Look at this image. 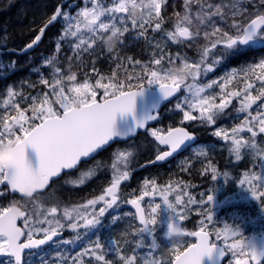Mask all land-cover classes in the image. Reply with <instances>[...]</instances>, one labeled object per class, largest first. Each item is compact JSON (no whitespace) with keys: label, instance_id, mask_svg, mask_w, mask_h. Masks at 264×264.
<instances>
[{"label":"snow or ice","instance_id":"1","mask_svg":"<svg viewBox=\"0 0 264 264\" xmlns=\"http://www.w3.org/2000/svg\"><path fill=\"white\" fill-rule=\"evenodd\" d=\"M83 7L76 4H68L65 10H61L62 5H58L50 18L47 19L43 28L40 29L38 35L25 45L23 48L16 50L0 45L3 48L2 54L20 55L41 41L45 29L62 21L60 34L54 37L55 48L54 53L61 51V43L72 38L69 46L74 52L83 50L87 52L97 40L107 44L109 48L113 46L112 41L119 42L123 45V37L129 32V23L133 32V39H145V24H151L155 19L154 30L161 29L163 18L160 16L163 0H153L154 10L147 13L146 17L135 18L130 10V0H114L111 7H104L102 3H92L88 6L90 0H81ZM264 4V0H261ZM212 4L207 5L208 12L204 13L201 9L196 14L199 23H203L204 19L209 20V26L213 29V35L219 33V38L211 45L213 49L218 46L221 48V55L225 59H234L245 55L252 49H264V14L257 12L254 18L250 17L244 23H233L227 26L223 32L212 22V17L224 19V14L219 7L213 9ZM232 7L236 9L234 15H243L237 4ZM75 8V15L71 9ZM189 3L186 0L185 14L182 20L177 23L175 31L168 32V36L177 41L179 38L188 40L194 39V33L190 31L191 19L188 12ZM123 14V15H118ZM108 16L109 22H100L101 17ZM117 20L119 25H117ZM127 20L129 23H126ZM183 22H187L189 26H181ZM88 33L87 38L82 33ZM100 33V35H97ZM103 33H107L104 36ZM208 33H205L207 35ZM199 31L195 32V36H199ZM6 29L0 31V40H4L6 44ZM156 47H159L157 44ZM209 55L207 47L201 55L198 63H183L189 70L188 77L193 80L201 74V65L205 62ZM215 55V54H214ZM175 59L179 57H168L167 63L162 64L164 53H160L159 58L153 57L151 64L141 66L139 75H126L125 80H117L116 74L110 77L99 75L94 83L89 82L86 78L83 82L77 83V77L74 73L65 76L62 69L58 66L56 55L45 58L42 67L48 68L51 80L45 78L41 74L38 83L46 86L49 91L37 93V95L28 97L22 92L14 91L12 86L7 88V99L3 101L4 105L11 106L13 115L5 114L0 117V145L17 143L27 149L26 159H22L19 164L11 170L0 168V185L5 186L11 192H18L24 197L32 198L34 194H38L49 186L53 178L60 177L62 173H68L76 170L87 160L92 159L100 150H103L111 142L117 139H127L134 137L138 130L145 129L150 121L159 119L160 101H167L176 96L181 91L182 86L189 94L183 100H178L174 107L182 112V121H201L202 124L214 125L225 110L231 104L232 97H239V107L236 110L237 115L243 113L245 118L238 126L231 129V134L224 128L216 130L213 135L216 138L230 141V152L234 155V160L239 162L242 159V150L256 148V137L264 134V103L257 104L258 101L264 100V53L261 54L259 61L254 65L248 66L241 71L244 73V87L242 91H231L225 93L220 102L216 103L214 95H202L206 89H211L217 81H212L204 86H195L193 84L186 85L187 78L181 79L171 73L172 65ZM129 63L140 65V61H132L128 58ZM220 61L214 60L213 64L219 65ZM158 66V67H156ZM16 70L15 61H0V76H6ZM214 70L213 65L209 64L203 69L204 74ZM257 70L259 75L257 76ZM34 72H41L40 68L32 69ZM249 77L259 79L261 86L257 95H253L252 91L255 85L247 82ZM235 78L232 73L226 80L220 83L221 92L224 87L231 83ZM107 80V82H102ZM135 81V82H134ZM67 84V91L65 86ZM147 85L148 87H146ZM35 86V85H30ZM158 86L159 98L154 99L151 103L146 104L143 109L138 108V98L144 97L146 92L152 87ZM103 90L101 95L103 99L98 100V90ZM135 89V90H133ZM54 96L55 100H51L49 96ZM20 97L22 101L31 100L30 109H21L20 103L15 98ZM54 104L56 107H54ZM78 105V106H77ZM253 105H257L259 109L255 115L252 114ZM58 108V110H57ZM30 111L31 115L26 112ZM193 111H197L199 115H193ZM121 117L125 121L123 126L117 128V118ZM131 116L132 122L127 123V118ZM247 132L251 139H245L240 134ZM151 136L158 142L159 146H166L167 150H158L155 155V161L163 162L167 158L172 157L174 153L181 150L182 147H188L190 142L194 141L195 136L185 127H169L165 129H153ZM30 150L38 156V167H33L30 159ZM258 154H264L261 150ZM133 153L131 151H120L118 159L123 161L125 167L129 157ZM207 155V153H205ZM95 166L99 167L100 162H95ZM264 166V162H262ZM112 168L115 174L110 180L103 193L95 198L88 199L86 203L73 206L72 208L64 207L62 212L57 206H51L33 214L26 208L17 207L15 203H11L6 207L0 208V255L11 258V264H23V254L25 250H34L39 256L40 264H46V254L43 252L42 246L54 242V238L61 235L65 228V224L61 219L68 221L67 228L76 232V240L80 239L79 229L95 232L103 224V218L109 210L118 209L120 207V188L122 182L130 179V172L127 170L119 171L116 165ZM203 174H211L210 178L217 181L219 176H223L225 182H229L230 177L227 171L221 173L217 167L209 163L203 169ZM94 175L91 170L83 171L79 179H69L66 183L83 185L85 178ZM260 177L244 173V178L239 179V184L247 188L252 196L260 203L264 209V184H254ZM259 189V190H258ZM213 194L201 193L200 204L207 206L209 203L215 205V193L217 186L209 189ZM176 192L174 202L170 200V194ZM5 193L0 190V197ZM159 196L162 203L151 201L147 205V212L142 202L146 197ZM187 197V200H185ZM206 197V199L204 198ZM126 204L133 206L135 219L138 220L139 227L136 231L139 234L146 235L151 238L149 247L154 251L158 245L154 233L157 226H161V217L164 209L168 210V230L165 236L171 237V231L177 226L181 229L179 221L184 219L180 215L187 204H194L197 201L184 191L182 182H173L161 186L155 179H144L142 188L138 195L133 198L125 199ZM97 205H101L97 209ZM163 205V206H162ZM179 208V211H178ZM129 215V214H123ZM59 217V218H58ZM18 220L21 224L18 225ZM121 220V215H114L110 219V225H114ZM206 220L211 221L212 215L206 214ZM202 227L192 232H184L197 238L196 243H192L183 250L176 248L172 253L173 264H203L206 257L213 259L215 264H221L231 251V256H235L237 251L241 255H247L252 261H264V247L259 246L252 237L244 238L242 227L239 223L233 226L224 225V229L216 231L215 240H221L223 244H218L210 240V233L207 231L208 225L201 221ZM41 238H37V237ZM229 237L234 242L228 243ZM236 237H240L236 239ZM106 242L110 244L109 251L118 255L119 260L123 264H136V255L123 256L119 255L117 241L111 237L106 238ZM63 244H73V240H63ZM143 246V245H139ZM105 247L97 238L94 249L84 247L83 250L72 258L73 264H84L83 257L91 256L103 264H111L105 259V255L99 254ZM149 258L144 259L143 264H159L158 261L151 259V252L148 253ZM67 259V258H65ZM231 264V258L228 259ZM235 264H249L247 259H236Z\"/></svg>","mask_w":264,"mask_h":264},{"label":"rangeland","instance_id":"2","mask_svg":"<svg viewBox=\"0 0 264 264\" xmlns=\"http://www.w3.org/2000/svg\"><path fill=\"white\" fill-rule=\"evenodd\" d=\"M200 1L206 2V9L203 11L204 13L208 12V9H207L208 4H212L214 6L212 11L215 10V7L220 8V11L224 14V19L221 20L219 17H212L211 19H212V22L215 24V26L219 28L221 32L225 31L227 29V26L233 23H237V24L244 23V21L248 20L250 17L255 16L257 12H259L260 14H264V4L261 3V0H187V2L189 3L188 12H189L190 19H191V25L189 26L187 22H183L181 26H189L190 31H193L194 33V39L187 40V45L192 47L195 50L199 47L200 48L207 47L209 53L215 52V55L213 56V58L217 61H220L222 59V56L219 55V53L222 50L219 46L213 49L211 45L214 43L216 39L219 38V33H215V35H213V29L212 27L209 26L208 19H204L203 23L198 22L196 18L197 10L193 9V5L198 4V2ZM92 3H102L103 6L107 8V7L113 6L114 0H90V2L88 3V6L91 7ZM185 3H186V0H163L160 14H162V17L164 19L169 20L171 24L176 23L177 25V23L182 20V17L185 14ZM237 3L243 15H240V16L234 15V12L236 11V9H234L232 5L237 4ZM75 4L78 7L84 6L81 0L79 1L75 0ZM71 12L73 15H75L76 9L75 8L71 9ZM118 15H123V14H118ZM146 15L144 16L146 17ZM100 22H109L108 16L106 15L104 17H101ZM125 22L129 23L127 20H125ZM117 25L120 26L118 20H117ZM148 25L150 24L146 23L145 27ZM129 27H130V23H129ZM60 30H59V34H60ZM196 31H199L200 33L199 36H195ZM205 33H208V34L205 35ZM82 34L85 36V38H87L88 33L85 32ZM97 35H100V33H98ZM103 35L107 36L108 34L103 33ZM50 36L47 38L46 42H44L43 48L48 47V49H50V46H49L51 43ZM71 39L72 38H69L68 41H64L61 43V48L63 46H66L65 48L68 49V52L65 55L66 59H69L71 55L74 53V51L72 50V47L69 46ZM64 43H66V45ZM124 46H126V44L121 45L119 42H115V44L111 48H109L107 44L103 43V48L105 49L104 53H107L106 51L109 50L108 53L111 54V59L113 61L111 66L113 68H117L120 65L127 63L129 57L132 58L133 62L137 61V59L133 58L130 54H126L123 52L122 47ZM94 47L95 45H93L87 51V53L91 52V55H92L94 53ZM54 48H55V45H53V50ZM262 53H264V50L255 51L253 54H250V51H249L245 56L243 55V56L234 58V61L242 62L241 68H238L237 66H229V67L227 66L228 67L227 70H225L223 73H217L215 77L213 76L211 78L208 77V75H210V73L213 70L208 71L207 74H204L203 72V69L207 67L209 64L204 65V67L201 66V69H202L201 74L197 76L195 80L192 79L190 84H193L195 86H204L208 83H211L214 80L217 81V84H214L211 89H206L205 93H203L202 95H205V96L214 95L216 97L215 102L219 103L220 98L225 93L234 91L231 89L232 87H234V84L240 83L241 85V88L237 89L236 91L243 90L245 78H244V73L241 70L246 69L248 66L254 65L255 63H257ZM247 56L248 58H246ZM45 58H50V57L43 56V62ZM0 61H2L1 56H0ZM94 61H95V57L92 56V60H91V63L88 69L90 76H86L80 80H76L77 83L83 82L84 79L86 78L89 80V82L94 83L99 75L105 76V74L103 73H98V70L94 66ZM58 62L60 61L58 60ZM59 67L62 69V72L64 73V68L62 66H59ZM34 68H39V66L35 64L30 66L28 68V71H29L28 75H26L23 78H19L18 82L15 85H10L13 87L14 91L22 92L24 95L28 96L29 98L37 95V93H43L45 91L50 92V90L46 86L43 85V88H42L41 84L38 83L39 79L41 78V74L45 78H48L51 80L52 77L50 75L49 69L46 68V71L41 70V72H34L32 71V69ZM213 68L215 69L214 65H213ZM71 72L74 73L77 77V72L75 70ZM232 73H235V78L232 79L231 83H228L224 87V91L221 92L220 83L226 80ZM64 75L67 76L68 74L67 75L64 74ZM92 75H95L93 79H91ZM258 75H259V70H257V76ZM199 78H203L205 79V81H199L198 80ZM102 82H107V80L102 81ZM247 82L255 85V88L253 89L252 94L257 95L259 87L261 86L259 79H257L256 77H249ZM30 85H35V86L33 87ZM7 88L8 86L4 89V95L0 98V117L5 115L6 113H8V115L15 114L10 105L6 107L3 103V101L7 99V91H6ZM65 90L67 91V84L65 86ZM102 91H103L102 89L98 90V96L100 98H103L101 95ZM186 95H189V94L185 91V93L183 95H180L178 98H176L175 101L177 102L178 100H183ZM49 98L53 101L55 100L54 96L50 95ZM239 99H240L239 97L231 98V104L226 109L227 112H229L227 113V118L222 119L220 122H216L211 130L212 133H214L216 130H219L220 128H224L225 130L229 131V133L231 134V129L234 126H238L240 123L243 122L245 118V114L241 113L237 115V111H236L239 107ZM15 100L17 103H20L21 109H25V106L27 105L31 106L30 99L28 100L27 103L22 101L19 96L16 97ZM261 103H264V100L257 102V104H261ZM54 107H56L55 104H54ZM3 109H5L6 111H4ZM258 110L259 109L257 108V105H253V108L251 110L252 114L255 115ZM193 115L198 116L199 113L197 111H193ZM153 129L155 128H151L150 131H148V135H146L147 137L151 136V131ZM240 135L244 137L245 139H251L250 134L247 132H243ZM221 141L226 143V146L228 148L227 154L224 153L223 151L217 152V150L224 147L223 144H219L216 148L214 147L209 148L204 143L197 142L191 146V148L189 149V152L186 155H182L181 157H178L176 162H173L172 164L169 163V165H171L172 167L179 168L181 164L185 163L187 167L189 168V170L193 173L197 169L196 162L198 160H201L205 164V167H207L209 163H212L217 167V170L219 172L223 173L227 171L229 173V177H230L229 182H225L224 177L222 175L218 177L217 181H213L210 178L211 174H202V175H205L206 178L200 179L198 181V185L200 186L199 190L201 191V193L213 194L212 192L209 191V189H212L214 186H217V191L215 193V205L209 203L206 208V211H207L206 214L210 213L212 215V220L206 221V223L210 225L209 227H207L206 229L207 231L210 232L211 230H215V231L221 230L222 232L224 229V225L227 223L225 217L226 215H228L227 213L229 212L227 211L226 206L228 204L233 205V203L239 202L241 205H246V203H249L252 205L251 207H253V209L250 212V215H248L247 221H245V219H240V220L235 221V223H239L241 225L243 237L248 238L251 234H259V235L264 234V209L261 208L260 203L252 196L250 191L247 189L249 186L247 184L244 186L239 184V179L244 178L245 172H248L249 175H255L257 177H260L259 180H256L253 182L254 184H264V166H262V162H264V154H258L261 152V150H264V134H260L256 137V140H255L256 148L255 149L248 148V149L242 150V159L239 162H236L234 160V155L230 152V148H231L230 141H224L223 139H221ZM130 146L131 145L128 144L126 146H123L121 149H114L113 152H111L112 156H111V163H110L109 171L112 176L115 174V171H116L112 168L113 164L116 165L117 170L119 171L127 170L131 174V171L133 169H129L130 167L129 162L132 160V156L134 155L129 157L126 167H125L124 162L117 158L118 153L120 151H126V152L131 151ZM205 153H207V155H205ZM224 155H230L231 158L230 156H228V158L224 157ZM191 172L189 173V175H191ZM164 177L166 178V176ZM146 178L155 179V180L158 179V177H155L153 175H148L144 177V179ZM139 192L138 193L133 192V195L134 196L138 195ZM174 197H175V194H173L172 192L170 194V200L173 202H174ZM129 198H131V196H128V199ZM204 198L206 199V197ZM87 200H85L83 204L86 203ZM123 201L124 200H121L119 202L120 206L126 205V203H124ZM151 201H154L155 203H162L158 195L155 197H146L143 202H146V206H147L148 203ZM256 203H258L259 205H256ZM194 205H198V207L204 206L203 204H200L199 202L194 203ZM178 211H179V208H178ZM188 213L189 211L186 208H184L183 212H180V215L185 217L186 215H188ZM123 214H129V215H123ZM122 215H123V220L125 221V223L133 222V219H132L134 217L133 213L129 211H124L121 213V216ZM228 216L233 217V214H229ZM203 219H206V215L203 217ZM161 221H162L161 226H157L156 231L154 233L156 243L158 245V247L154 251L149 247L150 242H151L150 237L140 234L137 242L131 243V242L126 241L124 237L125 233L120 232L115 238V240L117 241V247L119 248V255H123V256L136 255L137 257L136 262L140 264V262L144 261V259L149 258L148 253L151 252L150 258L155 261H158L159 264H171L173 250L176 248L180 249V247L185 243L186 240L191 241L193 240V238H190V236L188 235H185V236L183 235L180 238H177L175 236H171L169 238L165 236V233L168 230V210L166 208L163 211ZM221 224L223 225L221 226ZM139 227L141 226L138 225L137 227H132V228L137 230ZM78 231H79V234H82L84 236L95 235V232H92L91 230L86 231L83 228L79 229ZM96 236L98 235L96 234ZM97 238L99 239L100 243L105 245L104 249L101 250L99 254L105 255V259L107 261H110L111 264H123V261L119 260L117 254H115L112 251H109L110 244L106 242V238H108V236H104V238L102 236L91 238L90 240H88L89 241L88 245L95 246V242ZM239 238L240 237H236V239H239ZM221 239L223 243L224 242L223 237H221ZM232 242H234V239L229 237L228 243H232ZM139 245H143V246H139ZM81 251H79L78 253H80ZM113 254H115L114 257H113ZM243 256L244 255H241L240 252L237 251V254L235 256H231L230 258L231 260L234 261L236 259L242 258ZM88 257H91L90 258L91 260L87 259ZM83 259H84V264H103V262L95 260L91 256L90 253L88 256L83 257ZM89 261L90 263H88Z\"/></svg>","mask_w":264,"mask_h":264},{"label":"trees","instance_id":"3","mask_svg":"<svg viewBox=\"0 0 264 264\" xmlns=\"http://www.w3.org/2000/svg\"><path fill=\"white\" fill-rule=\"evenodd\" d=\"M79 1V0H78ZM60 3L63 8L68 4H75V0H0V31L6 29L7 36H6V44L4 40H0V45H4L6 47H14L17 48L20 43H22L26 38H29L30 35L26 34L24 32L25 25H18L16 27L10 25V21L12 19H16L19 21L23 20H31V21H39L43 18V12L50 10V4L54 3ZM193 9L197 10V13L201 12V9L203 11L206 9V2L200 1L198 4L193 5ZM162 17V14H160ZM254 17V16H252ZM163 18V17H162ZM157 21L154 19L152 21V24L146 26V33L145 39H133V32L131 30V25L129 27V32L125 34L123 37L124 43L126 46L122 47V50L126 54H130L133 58L139 60L141 63L140 65H134L132 63H125L120 65L117 68H113L112 65V59L111 54L108 53L109 50H107V53L105 52V49L103 48V43L100 40H97L95 47H94V53L91 55L90 53L84 52L83 50H79L78 52H74L69 59L65 58V55L68 52V49H66V46H63L61 48V55L58 57L57 61L58 66H62L64 68L63 74H72L71 71L77 72V80H80L86 76H90V73L88 71L92 56L95 57L94 66L98 70V73L105 74L106 77H110L113 73L116 74L117 80H125L126 75H139L141 73V66L144 64H151L153 57L159 58L160 53H164V60H162V64L167 63L168 57H179V59H175L174 66H179L183 63H198L201 60V55L203 51L205 50V47L197 48L196 50L192 47L187 45L188 39H181L179 38L177 41H173L169 36L168 32H172L176 28V23H170L169 20L163 18V23L161 25V29L154 30V24ZM35 25H33V28ZM193 32V31H192ZM51 34V33H50ZM48 33V37L50 36ZM56 37L57 35H53ZM51 39V36H50ZM69 40V39H68ZM66 45V43H64ZM159 45V47H156V45ZM40 46H43V44H40ZM51 46V43L50 45ZM3 49V48H2ZM47 48H43V53L47 52ZM215 52L209 53L207 56L205 62L201 65L204 67V65L212 64L215 66V69L208 75V77H215L217 73H223L229 66H237L238 68L242 67V63H239L237 61H234V59H225L222 57L220 60L219 65L213 64V61L215 60L213 58ZM246 55V54H245ZM244 55V56H245ZM4 62L13 61V57H11L10 54H3L2 56ZM248 58V56L246 57ZM35 63L30 60L29 62L24 63L23 60L15 61L16 70L12 71L10 74L6 76H0V98L4 95V89L7 86L15 85L18 82L19 78H23L26 75L29 74L28 68ZM70 65V66H69ZM228 66V67H227ZM158 67V66H156ZM42 71H46V68L39 67ZM48 69V68H47ZM187 69V68H186ZM188 70V69H187ZM97 74V72H96ZM95 75L91 76V79L94 78ZM23 80V79H21ZM199 81H205L203 78H199ZM192 81L191 77H188L185 84L188 85ZM135 82V81H134ZM147 86V85H146ZM182 93L183 95L185 93V88L182 86ZM241 85L240 83L234 84V87L231 89L236 91L237 89H240ZM25 109H30V106H25ZM6 111L5 109H3ZM29 115H31L30 111ZM227 110L224 112V114L217 119L216 122H220L222 119L227 118ZM8 114V113H6ZM156 123L158 124L159 129H167L169 127L175 126V125H185L190 130H193L198 135V143L202 142L209 148H216L219 144H223L224 147L217 150V152L223 151L227 154L228 148L226 146V143L221 141L220 138H216L212 133V128L214 125H207L202 124L201 121H190V122H184L182 121V112L178 111L174 108H166L160 111L159 119H157ZM145 134V132H144ZM128 144H130V149L134 156H132V160L129 162V169H133L134 171L135 167H138L146 162L147 159H150L158 150V145L153 140L152 136L147 137L146 135L140 139H133L129 140ZM222 152V153H223ZM230 155H224V157H227ZM221 157V156H220ZM231 158V156H230ZM228 160V159H226ZM176 162V160H171L167 163H163L161 165H150L144 169H141V173L144 175V177L148 175H153L155 177H158V181L162 186L165 184H172L173 182H182V185L184 186V191L188 193L189 196L193 197L197 202L201 199V191L199 190L200 186L198 185V181L200 179H205V175L203 174V169L205 168V164L198 160L196 162V171L193 173L189 170L187 165L181 164L179 168L172 167L169 165V163ZM98 167H93L92 170H97ZM84 170H91L90 168L84 169ZM131 171V173H132ZM137 172V170H135ZM191 172V175L189 173ZM133 175V174H132ZM160 176V177H159ZM166 176V178L164 177ZM160 178V179H159ZM173 194L176 195V192H173ZM71 200H76L74 197H69ZM185 200H187V197H185ZM73 201H67L68 203H72ZM143 205L145 206V209L147 211L146 202H143ZM256 205H259L256 203ZM205 206V205H204ZM198 207V205L194 204H187L185 207L189 213L184 217L182 220L183 228L185 229V232H192L196 229H199L202 227L201 221L203 220L206 223V219H203V217L206 215V207ZM249 203H246V205H241L239 202L233 203V205L228 204L226 206L227 211H229L227 214H233V217H230L226 215V221L229 226H235L234 223L236 220L245 219V221L248 220V215H250L251 210L253 207ZM127 209L129 212L132 213V210L130 207L127 206ZM122 211L118 210H112L108 216H105L103 218V224L101 227H99L96 234L94 236L96 237H103L108 236L112 239H115L116 236L122 232L125 233L124 237L127 242L136 243L139 237V233L132 228L137 227L138 223L136 219L133 217V222L125 223L123 220V215L121 216L120 222L110 225V219L114 215H121ZM234 222V223H233ZM208 227L210 226L207 224ZM223 224H221L222 226ZM102 230V233L100 232ZM95 231V232H96ZM100 232V234H99ZM213 236V241L215 240L216 231L211 230L210 231ZM76 235L69 234L68 240H73L75 243L73 244H63L62 242L58 244L53 250H55V253H53L54 261L50 259L46 262V264H73L72 258L75 257V255L83 250L84 247H89L94 249V246L88 245L91 238H96L92 235L86 237L82 234H80V239L76 240ZM185 236V235H184ZM190 238H193L190 236ZM222 242V239L217 241ZM190 244V241L186 240L185 243L180 247L181 250H183L185 247H187ZM88 245V246H87ZM167 245V244H166ZM91 254V253H90ZM115 254H113L114 257ZM67 258V259H65ZM91 257H88L87 259H90ZM143 262V261H142ZM140 262V264H143ZM87 263V262H86ZM90 263V261L88 262ZM24 264H40L39 256L33 255L31 258H29ZM138 264V262H136Z\"/></svg>","mask_w":264,"mask_h":264},{"label":"flooded vegetation","instance_id":"4","mask_svg":"<svg viewBox=\"0 0 264 264\" xmlns=\"http://www.w3.org/2000/svg\"><path fill=\"white\" fill-rule=\"evenodd\" d=\"M59 4H60L59 2L57 4H54V3L50 4V10L44 11L43 18L40 19L39 21H34V22L31 20L19 21L16 19H12V21H10L11 22L10 25L12 26L15 25L14 27L18 25H25L24 32L30 35V37L26 38L22 43H20V45L17 48H14V47H8V48L19 50L23 48L25 45H27L29 42H31L36 36V34L38 33V31L40 30V28L42 27V25L47 21L48 18H50L55 8ZM33 25H35L34 28H33ZM61 25H62V22L58 20L56 23H54L53 25H51L49 28L45 30L44 36L42 37V40H41L42 43L41 42L40 43L44 44V42H46L48 38V33L49 34L51 33V46H50V49L47 50V52L43 53V46H40V43H39L36 47H34L29 52H24L23 54H20V55L10 54L11 57H13V60L14 61L23 60L24 63L32 60L35 63V65L42 67L43 56L51 57L52 55H56L57 57H59L61 53L60 52H59L60 54L54 53V50H53V45H55L56 43L53 35L54 34L59 35V30L61 28ZM263 50L264 49H252L250 50V54H253L255 51H263ZM0 53H3L2 48H0ZM0 56L2 58L3 54ZM2 61L4 62L3 58H2ZM239 63H242V62L239 61ZM41 86L43 88V85ZM97 99H103V98H100L99 96H97ZM175 100L176 99L166 104L163 107V109L174 108V105L176 103ZM27 114L29 115V112ZM151 128H155V129L158 128V124L155 122L152 126H149L147 128V131H145V134L144 132H139L138 135L132 138L131 140L138 139V138L142 139L145 135H148V131H150ZM129 140L116 141L113 144L109 145L108 147L104 148L103 150H100L92 159H89L85 163H83L80 166V168L76 170H71L67 174L62 173L60 177L52 180L49 183V186L47 188H45L38 194H34V197L32 198L21 197L9 191L7 187L1 185L0 190H2L5 193V195L0 197V208L6 207L11 203H15L16 205L26 208L29 211H31L33 214V219H35L37 212L41 213V218H42L43 210L45 208H48L51 206H57L62 212L64 207L72 208L73 206L83 204V202L87 199H92V198L97 197L98 195L103 193V190L107 186H109L110 180L112 179V175L110 174V171H109L110 163H111V156H112L111 152H113L114 149H121L123 146L128 145V142H130ZM190 148L185 150V152L181 153L180 155L176 156L174 159L177 160L178 157H181L182 155H186L189 152ZM158 150H162V149L159 147ZM155 154H157V152ZM155 154L150 159H147L146 162L151 160L155 156ZM97 161L100 162V166L97 168V170H92L93 167H95V162ZM144 163H142L139 166V168L135 167L134 171H132V173L130 174V179L128 181L122 182L120 193H119L121 196V200L128 199V196H131V198H133L134 197L133 192L138 193L141 190L144 175L141 173L140 170L150 166L148 165L146 167H142ZM87 168H90L91 171L94 172V175L90 178H85V183L83 185H79V184L73 185V184L66 183V181L69 179H79L83 171H88V170H84ZM135 170H137V172H135ZM69 197H74L76 200L73 201L69 199ZM67 201H73V202L68 203ZM100 206L101 205H97V209ZM127 206L131 208L129 204H126L124 206L121 205L116 210L122 211V212L128 211ZM111 211L112 210H109V212L105 216L109 217V214ZM132 213H133V210H132ZM61 222L65 224V228L62 231V236L59 238H55L54 239L55 243L49 242L48 244H45L42 247L43 252L46 254V262L48 260L50 261V259L54 261L53 253H55V250L53 249L58 244H60L63 240H68L69 234H74V233L77 234L76 232H73L72 230L67 228L68 221L61 219ZM20 224H21V221H19V225ZM100 232L102 233V230H100ZM96 233L97 231L95 232V234ZM86 237H88V235ZM193 241H194V238L193 240L190 241V243H192ZM213 242H217V241H213ZM218 243H222V242H218ZM33 255H37L34 250L31 251V254L30 252L24 253L23 254V264ZM230 257H231V253L229 252L228 259ZM227 260H226V263L228 264ZM234 261L231 260V263ZM262 263H264V261L259 262V264H262ZM0 264H11V258L8 256H4L3 258L0 259Z\"/></svg>","mask_w":264,"mask_h":264},{"label":"water","instance_id":"5","mask_svg":"<svg viewBox=\"0 0 264 264\" xmlns=\"http://www.w3.org/2000/svg\"><path fill=\"white\" fill-rule=\"evenodd\" d=\"M59 5H61V4H59ZM56 8H57V7H56ZM56 8H55V9H56ZM61 10L63 11V7L61 8ZM252 18H254V17H252ZM45 23H46V22H45ZM45 23L42 25L41 28L44 27ZM50 26H51V25H50ZM50 26H48L47 28H49ZM41 28H40V29H41ZM47 28H46V29H47ZM46 29H45V30H46ZM39 32H40V30L38 31V33H37L36 35H38ZM43 36H44V35H43ZM181 39H185V38H181ZM41 40H42V39H41ZM40 42H41V41H39L38 44H39ZM38 44H37V45H38ZM37 45H36V46H37ZM36 46H34V47H36ZM34 47H33V48H34ZM33 48H32V49H33ZM32 49L28 50L27 52L31 51ZM145 86H146V85H145ZM146 87H148V86H146ZM182 89H183V88H181V91H180L179 93H177L176 96L170 98L169 100H167V101H163V100H161V101H160L161 107H160L159 110H158L159 114H160V111L162 110V108H163L166 104H168L169 102H171L172 100L178 98V97L181 95V93H182ZM133 90H135V89H133ZM159 95H160V94H159V92H158V86H152V87L146 92V94H145L144 97L138 98V108H139V109H143L144 106H145L146 104H149V103H151L154 99L159 98ZM98 100H101V99H98ZM156 121H157V120H155V121H150V122L148 123V125L145 127V129L138 130L137 134H136L134 137H136V136L138 135L139 132H145V131L147 130V128H148L149 126H152ZM131 122H132V117L129 116V117L127 118V123H131ZM124 123H125V121L123 120V118H121V117L118 116V118H117V128L120 129V128L123 126ZM172 127H185L187 130H189L190 132H192L193 135L195 136L194 141L190 142V144H189L188 147H182L181 150H178L176 153L173 154L172 157L167 158L165 161H163V162H153V161H155V156H154L151 160L145 162V163L142 165V167H146V166H148V165H161V164H163V163H167V162H169L170 160L174 159L176 156H178V155H180L181 153L185 152V150H187L188 148H190L193 144H195V143L198 141V136H197L196 132H194L193 130H190L187 126H185V125H175V126H172ZM134 137H130V138H127V139H117V140L111 142L109 145L113 144V143L116 142V141H120V140H129V139H132V138H134ZM152 138H153V137H152ZM153 140L155 141L154 138H153ZM155 143L158 145V142H157V141H155ZM109 145H108V146H109ZM108 146H106V147H108ZM158 146H159V145H158ZM106 147H105V148H106ZM159 147H160L162 150H167V149H166V146H159ZM162 150H161V151H162ZM98 152H99V151H98ZM30 159H31V162H32V164H33V167H38V164H39L38 156H37L34 152H32L31 150H30ZM57 178H58V177H57ZM54 179H56V178H53V180H54ZM50 182H51V181H50ZM0 187H1V185H0ZM12 193H15V194H17V195H19V196H21V197H24V196H22V194H20V193H18V192H12ZM142 204H143V202H142ZM16 206H17V207H20V206H18V205H16ZM130 206H131V205H130ZM131 208H132V210H133V214H134V217H135V212H134V208H133V206H131ZM136 221H137V223L139 224L138 220H136ZM17 223H18V225H19V220H18ZM179 224H180L181 229L184 231V228H183V226H182V221H181V220L179 221ZM196 230H199V229H196ZM196 230H194V231H196ZM209 233H210V232H209ZM61 236H62V233H61V235H59V236H57V237H55V238H59V237H61ZM249 237H252V238L255 240V242H256L259 246L264 247V234H261V235H259V234H251ZM37 238H41V237H37ZM55 238H54V239H55ZM210 240L213 241V237H212L211 233H210ZM196 242H197V238L194 237V241H193L192 243H196ZM192 243H190L189 245H191ZM216 243H218V242H216ZM47 244H48V243H47ZM218 244H221V243H218ZM189 245H188V246H189ZM43 246H44V245H43ZM43 246H42V247H43ZM188 246H187V247H188ZM185 248H186V247H185ZM26 252H30V250H25V253H26ZM228 256H229V255H228ZM228 256H226L225 260L222 261L221 264H227V263H226V260L228 259ZM3 257H4V255H0V259L3 258ZM22 259H23V258H22ZM241 259H247V260L249 261V264H256V263H258L257 261H252L251 258H250L249 256H247V255L244 256V257L241 258ZM259 262H260V261H259ZM171 264H173V261L171 262ZM203 264H215V262H214L213 259H210V258L206 257V258L204 259ZM231 264H235V261L232 262Z\"/></svg>","mask_w":264,"mask_h":264},{"label":"clouds","instance_id":"6","mask_svg":"<svg viewBox=\"0 0 264 264\" xmlns=\"http://www.w3.org/2000/svg\"><path fill=\"white\" fill-rule=\"evenodd\" d=\"M130 10L135 18H142L148 12L154 10L153 0H130ZM113 45L115 41H112ZM171 73L174 76L181 79L187 78L189 70L185 65L174 66L171 69ZM78 106V105H77ZM27 149L18 145L17 143L0 145V168L11 170L14 166L19 164L22 159H26ZM171 236L180 238L183 236V230L178 226L171 231Z\"/></svg>","mask_w":264,"mask_h":264},{"label":"bare ground","instance_id":"7","mask_svg":"<svg viewBox=\"0 0 264 264\" xmlns=\"http://www.w3.org/2000/svg\"><path fill=\"white\" fill-rule=\"evenodd\" d=\"M52 27H53V26H52ZM41 43H42V42H41ZM41 43H40V44H41Z\"/></svg>","mask_w":264,"mask_h":264}]
</instances>
